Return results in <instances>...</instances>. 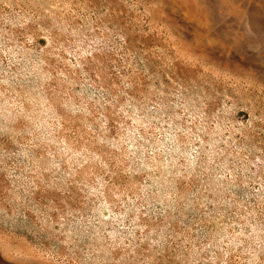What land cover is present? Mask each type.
I'll return each mask as SVG.
<instances>
[{
    "label": "rangeland",
    "instance_id": "rangeland-1",
    "mask_svg": "<svg viewBox=\"0 0 264 264\" xmlns=\"http://www.w3.org/2000/svg\"><path fill=\"white\" fill-rule=\"evenodd\" d=\"M0 264H264V0H0Z\"/></svg>",
    "mask_w": 264,
    "mask_h": 264
}]
</instances>
